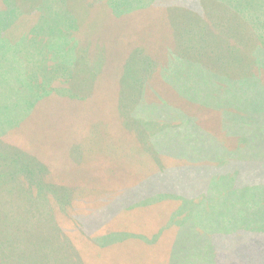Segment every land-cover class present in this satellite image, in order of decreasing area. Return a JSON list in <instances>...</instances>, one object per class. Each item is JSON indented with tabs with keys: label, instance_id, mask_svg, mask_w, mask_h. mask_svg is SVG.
<instances>
[{
	"label": "rangeland",
	"instance_id": "374dc122",
	"mask_svg": "<svg viewBox=\"0 0 264 264\" xmlns=\"http://www.w3.org/2000/svg\"><path fill=\"white\" fill-rule=\"evenodd\" d=\"M198 1L0 0V82L14 83L0 123L23 121L0 141V264H218L233 253L207 245L219 223L248 226L264 192L237 178L260 162L253 145H264V0ZM136 8L143 14L123 16ZM2 143L46 166L54 185ZM210 158L225 167L211 173ZM180 183H202L205 205L167 198ZM71 192V209L60 211ZM126 193L140 203L123 210ZM111 203L103 232L88 219L86 235L79 217ZM177 205L189 228L170 251V235L156 239Z\"/></svg>",
	"mask_w": 264,
	"mask_h": 264
},
{
	"label": "trees",
	"instance_id": "16d2710c",
	"mask_svg": "<svg viewBox=\"0 0 264 264\" xmlns=\"http://www.w3.org/2000/svg\"><path fill=\"white\" fill-rule=\"evenodd\" d=\"M7 1V0H6ZM191 5L190 7L193 8L195 6L198 5V0H187ZM210 0H208L207 2L209 3ZM7 3V2H6ZM38 11V9H37ZM36 11V12H37ZM75 29V26L73 25V28ZM250 40L251 39V35L244 37L243 41L245 40ZM245 46H248L247 44ZM228 47V46H227ZM52 64V62L50 63ZM257 66L260 68H263L262 65L260 63H258L257 61ZM255 76V74H254ZM250 77V76H249ZM33 80H35L34 76H33ZM42 81V80H41ZM63 80L62 79H58V78H54L51 79L50 82L51 85H53L56 82H59ZM42 83V82H41ZM43 96V94H42ZM44 97V96H43ZM78 97V96H77ZM81 97V96H80ZM226 127V126H225ZM21 129L20 128H16L15 130V134L17 131H19ZM227 131V129H226ZM256 131V130H255ZM250 133V130H249ZM14 134V135H15ZM227 137L229 136H237L238 134H232V133H228L227 131ZM240 137H245L246 135L245 133H242V135H240ZM237 141H240V145H242V143L245 144L246 140L244 138H237ZM1 143V142H0ZM3 144V143H2ZM3 146H6L9 148L10 151H14L16 152V154H21L23 157L29 158L30 160H34L36 164H34L35 167V177L39 180V183H41L42 181H45L46 183L50 184V185H54L52 183H49L48 181V175H49V170L47 169L46 166H44L42 163H40L38 160H36V158H34L33 156L19 150L16 146H10L7 144H3ZM243 148V147H241ZM247 149V148H246ZM246 149H242V151L246 150ZM248 149L251 150L250 146L248 147ZM253 149L257 152L258 155H260L261 159H259L260 162H258V165L255 167H252V171L251 169L246 173L242 174V176L240 177V175L237 176V178H240L242 180H246L247 182H253L254 186H258L261 187V189H264V177L260 178L261 174V170H264V145L260 144V145H253ZM210 162H215L216 164H218L217 166H219V158H210L208 159ZM34 163V162H33ZM231 164V163H230ZM227 164V165H230ZM225 167V166H224ZM222 165L219 167H211V173H215L218 172L220 170H222L224 168ZM227 170H231V169H227ZM249 174V175H247ZM263 176V175H262ZM191 178V184L194 185V176H190ZM28 180L30 181V179L28 178ZM39 183H33L30 181V185L33 189L32 190V194L35 196L37 193V185H39ZM245 183V184H246ZM187 184H176V192L177 195H171L169 194L170 197L167 198H172L170 200H172L173 202L177 203V201L179 199L184 200L185 202L188 201H194L192 202V205L196 206V205H203L204 203H202L200 201V197H205L206 196V191L201 190L202 187V183L197 187V189H192L191 187H186L185 185ZM244 184V186H245ZM57 186V185H55ZM60 188H64L67 189L68 187L65 186H57ZM194 188V187H193ZM71 189V188H68ZM200 189V190H199ZM138 190V189H137ZM173 190V189H170ZM68 191V190H67ZM174 192V190H173ZM41 195V193H39ZM53 195L49 194L48 197L49 199L53 202L55 201V199L52 197ZM133 196V194H129L126 193L125 195H122V197L119 198V201H117L116 206L120 205L121 209L125 210V209H129L132 207H135L138 205L139 202V198L140 197H136V201L134 202L132 199H130ZM166 197V196H165ZM255 199L259 200L257 203L253 204V205H249L250 208V214L253 215L252 218L249 219L248 221V226L243 222V219H238L240 222L238 223L237 221H235V224L230 225L228 223H225L224 225L222 223H219L218 225L220 226L219 230L213 231L211 228L210 230V237H208V239H210L209 245H207L209 248L212 249H216V254L217 256H219L220 252L219 249H225V250H230L233 251L232 254H225V256H223L221 254V263L219 262V258L216 260L218 264H232L231 261H229L230 257L229 256H236L237 258H233V264H264V192H261L259 194V190L257 191V193L255 194ZM75 200V193L71 192V198L70 201L67 200V203L63 204L60 207V211H66V210H70V206L72 204V202H74ZM118 200V199H117ZM126 200H128L126 202ZM153 199L146 202L143 206H149L152 205ZM205 205V204H204ZM208 208L214 209V202H208V204H206ZM113 203H111V205L109 206V208L107 209H103L100 210L99 212L100 215L97 218H92V217H79L80 222H82L85 226H86V230H85V234L86 235H90L87 232V220L91 219L92 221H95V223L93 224V231L94 232H103L102 228H103V224L105 222V220H103V214L105 213V211H108L110 213L111 210H113L112 208ZM176 211L175 212V216H176V222H172V219L169 221V224H167V226L164 229H161L159 231V242H163L166 237H168L167 235L171 236L170 239V243L168 245V249H170V251L173 250V248H175V244L178 240V242L183 241V237H182V233L184 232V229L189 228V219H187L188 217V212L185 210L183 211L182 209H180L178 207V205L175 207ZM197 208V207H195ZM199 209V208H198ZM98 212V213H99ZM113 213V211H112ZM111 213V214H112ZM198 214V213H197ZM75 217V216H74ZM74 217H72L71 219H74ZM194 221L195 219L191 216V221ZM198 227V231L202 230L203 233V225H197ZM232 226V229H230V227ZM102 230V231H101ZM165 232V233H164ZM193 233V232H192ZM201 233V235H202ZM226 233V234H225ZM166 234V235H165ZM126 237L128 239V236L126 234ZM125 238V237H124ZM176 239V242H175ZM124 240V239H123ZM155 240V243H156ZM157 241V242H158ZM175 242V243H174ZM125 243V242H123ZM111 244V242H110ZM221 247V248H220ZM214 249V250H215ZM174 252H173V256H174ZM192 263V262H191ZM170 264H173V262L171 261ZM190 264V263H189Z\"/></svg>",
	"mask_w": 264,
	"mask_h": 264
},
{
	"label": "crops",
	"instance_id": "0c3cea01",
	"mask_svg": "<svg viewBox=\"0 0 264 264\" xmlns=\"http://www.w3.org/2000/svg\"><path fill=\"white\" fill-rule=\"evenodd\" d=\"M139 11H142V10L136 8V10L134 12H130V13L129 12H126V13L123 14V16H126V17L131 16L132 17L134 15L143 14V13H139ZM131 13H134V14H131ZM147 13H149V12H147ZM129 14H131V15H129ZM30 68H32V66H29V69ZM39 72H40V70H39ZM32 77H33V75H32ZM27 78H28V76H27ZM34 78H35V75H34ZM36 78H35V80H36ZM41 80H42V78L38 76V78H37L36 81L41 82ZM32 81H33V79H32ZM5 83H7V84H5ZM10 84H14V83L11 82V78L10 77L7 78V82H4L2 84L0 82V99H1L0 104L1 105H3L5 103L4 89H8V91L10 93L14 90V89L11 90L10 89V86H7V85H10ZM25 90L26 91H28V90L32 91L31 90V86L29 85V83L26 84ZM37 94H40V93H37ZM41 96H42V94L39 95V96H35L36 98L34 99L33 104L31 105V110H32L33 107H37L38 106V103L42 100V97ZM1 122L2 123H0V141L4 142V140L6 141V139H9L11 136H13L15 134L16 128L17 127L19 128L21 126V124H22L23 121L20 124H18V125H15V120L13 118L10 120V122H6V121H1Z\"/></svg>",
	"mask_w": 264,
	"mask_h": 264
}]
</instances>
